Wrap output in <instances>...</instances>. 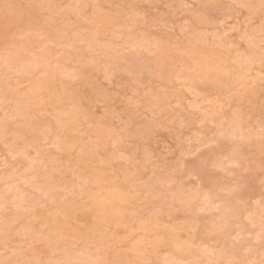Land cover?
<instances>
[{
  "label": "rangeland",
  "instance_id": "374dc122",
  "mask_svg": "<svg viewBox=\"0 0 264 264\" xmlns=\"http://www.w3.org/2000/svg\"><path fill=\"white\" fill-rule=\"evenodd\" d=\"M0 264H264V0H0Z\"/></svg>",
  "mask_w": 264,
  "mask_h": 264
}]
</instances>
